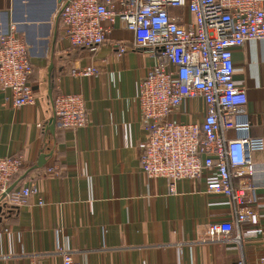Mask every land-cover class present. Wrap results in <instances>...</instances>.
Wrapping results in <instances>:
<instances>
[{
	"label": "crops",
	"instance_id": "1",
	"mask_svg": "<svg viewBox=\"0 0 264 264\" xmlns=\"http://www.w3.org/2000/svg\"><path fill=\"white\" fill-rule=\"evenodd\" d=\"M62 2L0 0V36L17 24L36 95L34 104L13 107L10 92L0 90V158L23 156L13 187L35 182L39 189L26 204L0 211V264H62L61 249L81 264H264V150L252 153L258 223L211 236V223L235 220L232 199L207 191L213 170L180 180L175 194L167 178L142 170L147 133L137 96L156 61L152 49L135 47L134 33L119 26L96 48L72 46L59 15ZM121 45L126 50L119 54ZM233 62L248 99L234 119L249 126L230 128L226 137L264 138V38L234 48ZM89 65L99 72L72 73ZM61 93L83 96V127L57 124L53 102ZM205 115L196 96L171 119L200 123Z\"/></svg>",
	"mask_w": 264,
	"mask_h": 264
},
{
	"label": "built area",
	"instance_id": "2",
	"mask_svg": "<svg viewBox=\"0 0 264 264\" xmlns=\"http://www.w3.org/2000/svg\"><path fill=\"white\" fill-rule=\"evenodd\" d=\"M59 15L72 46L96 48L119 26L134 33L135 47L152 49L156 61L141 78L137 96L147 133L142 155L146 175L167 178L175 194L180 180L213 170L207 191L232 199L235 220L211 223L208 233L231 234L235 227L257 224L258 213L251 206L258 166L252 153L264 150V138L231 140L226 131L249 126L234 119L244 114L248 99L246 88L234 79L233 49L248 39L264 38V0H63ZM125 50L121 45L119 54ZM32 72L27 44L12 23L0 36V90L10 92L13 107L35 103ZM98 72L94 65L72 71L75 76ZM196 96L206 104L202 122L171 119ZM53 104L60 127L86 124L81 94L61 93ZM25 164L23 156L0 158L1 208L22 206L39 192L35 182L13 187ZM38 202L45 203L42 198ZM61 253L62 264H81L72 252Z\"/></svg>",
	"mask_w": 264,
	"mask_h": 264
},
{
	"label": "water",
	"instance_id": "3",
	"mask_svg": "<svg viewBox=\"0 0 264 264\" xmlns=\"http://www.w3.org/2000/svg\"><path fill=\"white\" fill-rule=\"evenodd\" d=\"M53 127H54V123L51 121V125H50V128L51 130H53ZM45 160H46V155L45 154H42L38 160V165L41 166L45 163ZM2 210V208L0 207V211Z\"/></svg>",
	"mask_w": 264,
	"mask_h": 264
}]
</instances>
